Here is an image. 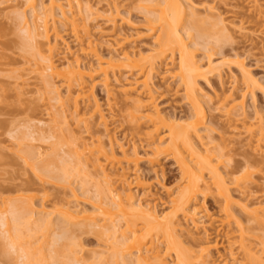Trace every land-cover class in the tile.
<instances>
[{"label":"bare ground","instance_id":"1","mask_svg":"<svg viewBox=\"0 0 264 264\" xmlns=\"http://www.w3.org/2000/svg\"><path fill=\"white\" fill-rule=\"evenodd\" d=\"M46 1L47 4L44 5L43 3L37 4L36 0H23L22 4L25 6V12L29 13L30 22H28L26 19L27 17H25V13L22 15L20 14L21 16L18 14L16 19L20 23L18 24L22 27L21 31L28 37L29 40H31L29 41L31 43V48L34 47L33 50H37L36 52H38L40 61L44 63L45 69H43L42 72L48 71L51 77L57 76V79L59 78V81H62L60 84L63 85L62 87H64L63 90L65 91L63 98H65L66 101H72L71 110H73L74 113H77L79 111V101H82L83 105H85L84 103H87L85 106L86 108L83 106L84 109H86L85 113L90 111L92 112V115H97L99 125L103 127L101 132L107 134V122H105L106 117L102 115L103 113H101V110H99V106L94 103L95 98L93 97L95 96H93V88L96 84H91L94 82L92 81V77L96 74V72L101 74L100 76H102V78H100L101 81H99L101 84L99 85L103 87L105 95L107 94V97H111V93L113 92L110 90L111 87L108 84L109 75L111 73L113 74L114 70L120 66L128 67L129 70H134V72L137 70L135 75L131 73L130 77L128 76L131 79L129 81L127 80L128 83L125 87H123L121 92V94L125 97V99H123L125 102H123V105L126 106L124 107L126 109L124 110L125 114L122 113V115H124L123 118L127 120V130L128 132L133 133L132 135L138 133L137 136H139L142 134L145 138V141L147 140L146 142L143 140L141 141L145 142L147 146L150 147L149 152L151 155H146L148 156L146 159L149 158L147 162L151 165V168L152 165L157 164V160L162 154L169 153L168 159H173L176 162V165L182 176V181H184L182 182L183 184L181 183L182 186L177 191L176 196L170 199L172 208L169 210V212H159L158 214V211L156 212V209L154 208L155 206L151 207V204L147 199V194L150 192V186H147L148 191H142L143 189H146V186L143 185V181H141L142 177H139L140 175H136L132 180H129V177H127L123 171L124 169L118 165V169L121 170V173L118 175V177L111 181L109 177L113 174V170L106 172L102 165L98 163L99 160L103 158L104 160H108L111 164V168H113L114 164H119V160H116L115 156H117V153L118 155L120 153L126 164L131 163L132 167L134 164V167L136 168L138 161L140 162L141 159L138 158V151L135 149V147H132L131 151L129 150L130 153L128 150H124L122 147H120V151L117 150L118 152L116 153L114 149L111 148L110 139H108V141L110 140L108 150L104 148L103 144L98 139L96 140V143L94 142L95 140H92L91 143L86 144L74 140L72 155L74 172L78 173L80 171V163H87V161H90L92 168L95 171L101 170L99 175H101V177L104 178L106 182L105 188L98 187V192L95 196V198H97L96 205H94L95 203H89L92 206L91 211L90 209L89 211L83 208V210L77 209V206L71 209V207L68 205H62V208H56L52 212L49 213L47 211L46 213V210H43L45 207L42 206L43 209L41 207V213L43 212L42 214H46L43 216L46 218H43L42 221L39 220L41 218L39 217L38 221L41 223V230L38 229L39 226L34 229L33 226L36 224L31 226V224L34 222V219H31L33 208L31 211H29V206L27 207L24 204L25 202H21L27 200L29 204V201H32V199L27 196H19L16 199L20 201L21 205H15L14 209L12 207L13 211H11L12 213L10 212L12 214H10L11 221L9 218H7V221L5 220L6 218H3L1 220L2 226H6L8 232H10L12 228L16 235L19 233V236L20 233L21 235H23L22 233L28 234V232H31L32 229L38 231L40 230L44 237L53 227L52 218L50 217H56V221H58L59 224L54 221L58 226L53 227V229L57 228L55 231L59 230V235L57 236V232H55L56 238H53L52 236V250L49 251L48 249L47 255H43V249H37V253L43 255L41 256L42 259L48 257L47 259H51L52 264L81 263L76 258V256L72 254L71 250H69L71 253L68 251L65 262L61 263L59 261L60 259H58L60 256H57L58 253H60V249L62 248V246L58 245L59 241H69L67 242L69 245H65L68 247L72 245L74 253V248H79L76 239L74 237H71L73 239L70 238V235H74L71 234L72 231L69 229L71 227L78 228L84 233H92L93 235H97L98 237H96L99 239L100 237H106L107 241H112L111 243H108V249L104 248L106 251L101 249L102 252H107L103 255L107 256V254L110 253L109 261H106L105 263L106 256L93 257V260H95L96 263L167 264L165 263V255L171 253L174 257L173 264H214L215 261L210 257V251H217V242L214 241L212 244L210 243L211 241L207 239L209 230H207L205 227L208 225L206 224V221L209 222L210 215L208 214L204 204H201L200 202L201 200L206 199L208 196H211L213 203L218 207V215L220 217L222 215V217L226 219L225 221H223L224 219L220 220L219 226H226L230 223L229 220L233 222L236 232L232 229L234 226L230 227L228 229L229 231L226 232H228L229 235L231 234L230 241L233 242L235 240L233 245L236 244L237 249L240 252L233 254V252L230 250V247L233 245H231V242L228 241L230 236L227 237L225 241L228 242V246L225 248L223 252L224 254H220V256L218 255L219 258L223 256L222 264H236L237 259L234 257L235 254L237 256L242 254V257L240 256V258L243 261L240 264H262L263 258H261L260 254H264V236L257 237L259 239H256V235L258 236V233H252L250 236L252 237L253 235V238L255 236V241H253V243L251 242L252 244L249 242L251 240L249 233L251 231L258 230L264 224V213H261L263 209L260 210L259 208H256L257 206L252 207L254 206L253 203L251 204V202L248 200L251 195L247 191V185L252 183H250L251 172H249V167L251 168L252 166H249L248 162L245 161L243 164L241 163V166L243 167L241 171L237 170L239 172H236V170H234L233 172L230 171L229 174L225 175L221 173L219 168L221 167L220 165L222 163V158L226 157V148L225 146H221L217 149L214 148L217 151H213L210 149L211 146H209L210 141H204V139L206 141L208 139V135L203 133L205 132L203 108L204 100H200V97L202 98V96H200L201 94L199 95L200 91L198 92V88L196 87V82L200 79L206 82L207 79L215 75L217 78H221L222 73L224 72L223 67L226 64L230 65L233 63L236 64L237 70L239 68L238 72L243 78H241L242 81L246 82L245 89H247L249 86L253 88L256 86L257 82L253 80L254 78L250 74H248V71L246 72V70H244L245 68L242 66V62L240 63L236 61L237 59L233 61H228L225 59L224 61H221L222 63L220 62L217 65L213 63V56L211 55L206 56L205 62L201 61V59H194L192 51L190 52L188 50L187 43H185L183 39L184 33L189 36L188 38L191 39L192 36L190 35V32L193 31L195 33L193 39L199 38L202 41L205 40V44L207 43L210 45V43H212L214 47L220 43L222 46L226 45L230 38L232 40V37H230L231 32H229V30L231 31V28H227V25H225L227 23L224 22L226 19L221 17L223 13L221 15L218 14L215 17H196V14L192 13L193 9L191 6L193 3L190 4L187 2L188 0H101L105 2V5H103L99 10H95L97 8L96 5V8H93V5L90 4L91 0ZM187 3H189L191 6H187ZM120 5L124 7L126 5L131 9L134 8L142 10L145 13L147 16L146 20L149 25L148 30L150 33H152V35H155L153 38L152 47L149 51H147V53L141 54L140 52H135L133 50L126 51L123 49L122 42H128L126 38L127 36L118 40L113 38L114 34L112 35L111 33L110 35L106 36L107 41L106 39H103L104 35L100 34L98 37H96V39H94L95 37L93 36V39L96 40V42L99 41L100 43L107 46L105 48H108V51L104 53L107 55V57L104 58L103 55L98 52V44L93 41L91 38L92 35H90L87 31L86 19L92 16L97 17L99 13L106 15L105 23L110 25L109 27L115 31L116 26L114 22L116 16L118 15ZM213 5L214 4H212V6ZM207 8L211 14H214L217 11L215 10L216 8H213V11L211 6ZM82 13H84L87 17L83 18L81 16ZM232 23L233 22L229 24L231 25ZM67 24L69 25L70 33L73 38L72 42L73 45H75L74 47H76L75 53L77 54H72L71 49L73 47L71 48V45L63 40L65 37L64 35L62 36V32L65 31L64 29ZM28 39L24 40L28 41ZM38 39L44 40L47 55H40V44ZM101 39L106 42H103ZM197 39L195 41H197ZM211 40L213 42H209ZM231 40L229 42H231ZM25 41H23V43H25ZM29 42H27V44ZM194 43H191L192 46L193 44L196 46V42ZM58 47L62 50L61 52H58ZM80 55L81 58L85 57L87 59L86 62H84L85 64L79 58ZM56 56H61L62 63L60 62L61 59L57 58ZM174 56H176L178 60L177 64L174 63V59H176ZM87 61L89 63H87ZM163 62H165V67L171 65L172 70L175 69V73L171 70V73L174 74L172 76L173 78H177L178 83L176 82V84L181 86L179 87L182 88L185 96L184 99L190 108V113L186 116V120L182 124H176L177 118L168 116L163 110L159 109V103L157 104V101L159 102V100L157 97H154L156 90L154 89L151 82L153 79V71L156 68V64ZM59 67H61V69ZM168 70V68H165L164 72L170 73ZM40 77H43V74ZM87 79L89 82L92 81L89 83V85H87ZM43 82V86H47V89L50 87L55 88L54 90L56 92L57 86L53 87L51 82L48 81ZM47 82L51 86L45 84ZM45 86L44 88H46ZM249 89L251 88L249 87L248 90ZM260 90L263 91L264 89ZM238 97L240 100H238ZM238 97H235L233 94H231V92L227 94L221 93L219 96H216V102L214 101L213 104H215L216 107L218 106L217 110L219 109L220 111H223L222 113L220 112L222 115L224 114L223 117H226L228 120L232 119L233 121V117H244L242 110V101L244 96ZM59 98H61L58 101L59 103L57 102L56 98V101H54V99L51 100L54 103L56 102L55 104H60L59 107L61 106L64 108L65 102L62 101L61 95ZM206 99L208 103H210L212 100L209 96L206 97ZM90 101H92V104H90ZM48 102H51L50 99ZM121 110L123 111V109ZM254 113L256 115L254 118L252 117L253 123L249 124L247 122V124L244 122L245 120H243V123L241 122L240 129L242 128V134L247 136V139L250 141V143H256L255 146H252V148L256 147L257 150V148L259 149L260 146L261 148L264 147V116L259 113V111L256 112V110ZM226 118L225 120H227ZM141 123L145 124L144 128L146 130H143V132L140 129ZM162 129H165L166 132L163 135L158 136L157 133ZM87 134L91 136L89 132H87ZM142 135L139 136V139L136 137L138 141L143 138ZM90 138L93 139L92 136ZM163 139L168 141L166 147L162 146L164 142ZM251 139L253 142H251ZM247 146L249 147V145ZM210 150L213 152H210ZM39 154L40 153H38V155ZM55 157L57 156L55 155ZM51 159L52 158H50V161H48L53 164L55 159ZM64 161L66 160L64 159ZM55 167V170L57 171H51V174L49 173L48 169H45L46 167L43 168L42 166L41 168L38 167V169H41V171L43 169V172H47L54 179L56 176V173L54 172L58 173L60 170L62 175L66 170L65 167H60L59 165L58 168L60 169H57L56 165ZM231 173H233V175H231L230 179L228 180L227 178H229ZM204 174L208 175V181L204 179ZM226 175H228V177ZM63 176L64 175H62V177ZM57 177L59 178V175ZM245 184L247 185L245 186ZM230 187H233V190H235L234 188H237L238 192L236 193L240 194H238L237 197L239 196L240 199L237 198V200L233 197ZM139 188H142L140 192H143L140 198L143 196L145 199L138 198L139 200L136 199L135 201V197L133 195L134 193H132V191L133 189L139 190ZM240 196H242V198ZM76 198L77 196L73 193V199L76 200ZM31 206L32 204H30V207ZM24 212L25 214H23ZM39 212L40 211H38V213ZM178 213L180 214L181 219H178L177 221L176 217H178ZM21 214L25 215L27 219L25 218V220L23 218L24 216ZM215 218L216 217H213V219ZM22 219L25 220V225H22ZM179 220H181L183 224H181V221ZM6 222L11 224L9 227L13 226L10 227V230ZM252 222H256L261 226H258V228L257 224L255 223V228L251 227L253 230L250 229L251 231L249 232L250 227H248V225H251ZM204 223L206 226L203 227ZM26 225H30L31 230L29 228L30 226ZM183 225L186 227H184V235L188 237L185 240V243H188V248L182 246L183 241H180L181 234H178V231L182 229L181 227H183ZM19 226L20 228L23 226V232H19V230L22 229H18ZM188 226H191V229L194 228L195 231H197V229H199L198 226H200L201 231L198 232L202 234L203 238L205 239H195L193 237L194 233L191 232V229L189 230ZM232 230L238 235L234 236L233 234L235 233H233ZM73 232L75 233V231ZM138 232L142 233L137 234ZM32 234L34 233H31V235L29 234V236H32ZM18 235L15 237L13 245L10 243L11 248L15 247V245L18 247V243L16 242L19 238ZM232 236L236 239L232 238ZM224 238L226 237L224 236ZM146 243H148L147 246ZM248 244H254L257 246L255 247L256 250H259L258 247L260 248V254H258L260 257L257 255L255 256L254 253H251L254 255L250 254L252 248ZM190 245L193 246L189 248ZM159 246H161L162 249L159 250ZM25 248L26 249L23 251L22 247L21 250L20 248L18 249L20 250V253L23 254L21 255L23 258L22 264H33V259L37 254L31 252L29 246ZM96 255L102 254L97 253ZM63 258H65L64 255Z\"/></svg>","mask_w":264,"mask_h":264},{"label":"rangeland","instance_id":"2","mask_svg":"<svg viewBox=\"0 0 264 264\" xmlns=\"http://www.w3.org/2000/svg\"><path fill=\"white\" fill-rule=\"evenodd\" d=\"M212 1L188 0L187 2H189L190 4L193 3V5H189V3H187L186 5L191 6L193 9L192 13H195L196 17L200 18H202L203 16L215 17L218 14L221 15L223 13L221 17H224L226 19V21L224 22L227 23L225 24L227 25V28H231V31L229 30V32H231L230 37H232V40L230 38L231 42H229V40L226 45L222 46L220 43L219 45H216L214 47L212 43H210V45L206 43V45L204 42L205 40L202 41L199 38H196L197 41H195L196 39H193L195 33L191 31V39L188 38L189 36H187L185 33V35L183 34V39L184 42L187 43L188 50L190 52L192 51L194 59H201V61L203 62H205L206 56H213L212 61L216 65L222 60L224 61L225 59L228 61L237 59L236 61L240 63L242 62V66L245 68L244 70H246V72H249L248 74H250L254 78L253 80L256 81L257 84L253 88L249 86L251 88L249 90V87L245 89L246 82L242 81L243 78L238 72L239 68L237 70V66L233 62V64H226L227 66L225 65L223 67L224 72L222 73L221 78H217L215 75L207 79L206 82L202 79L198 81L196 80V87L198 88L197 91H200L199 95L201 94L200 96H202V98L200 97V100L203 99L205 101H203L205 123V132L203 133L208 135V139L207 141L204 139V141H210L209 146H211L210 149L213 151H217L216 149L218 147L220 148L221 146H225V151L227 153L225 152L226 155H223H225L226 157L222 158V163L220 165L221 167L219 168L222 174H229L230 171L233 172L234 170H236V172L241 171L243 168L241 166V163L243 164V162L245 161L248 162L249 166H252L251 168L249 167V172H251L250 183H252L248 185L245 184V186L247 185L248 193H250L251 195L248 200L249 202H251V204L253 203L254 206L252 207L257 206L256 208H259L260 210L263 209L261 213H264V147H262V149L260 146L259 149L257 148V150L256 147L252 148V146H255L256 143H250V141L247 139V136L242 134V128L240 129V125L243 120H245V123H253L252 119L256 115L254 113L255 110L256 112L259 111V113L264 116V90H260L264 89V0H254L255 3L253 0ZM22 2L23 0H0V264H22L23 258L21 255L23 254L20 253V250L21 247L23 248V251L26 249L25 247L28 246L31 249V252L37 254L33 259V264H50L51 259H47V256V258L42 259L41 256H43L44 254L47 255L48 249L49 251L52 250L51 243L52 239L56 236L55 232H57V236L59 235V230L55 231L57 228L53 229V227L58 226L57 223L59 224V222L56 221V217L51 216L50 218H52L53 227L49 231V233L43 237V234L40 231L41 223L38 221L39 217H41L39 220L42 221L43 218H46L43 217L46 214H42L43 212L41 213V210L43 209L42 206L45 207L43 210H46V213L47 211L50 213L56 208L60 209L62 208V205H68L69 207H71V209L77 206V209H85L87 211H89L90 209L91 211L92 206L89 203H95L94 205H96L97 198H95V196L98 192V187H106L105 179L102 178L101 175H99L101 170L95 171L92 168V164L90 161H87V163H85L82 160L83 163H80L79 166L80 171L78 173L74 172L72 163L74 140L86 144L91 143L92 140H95L94 142L96 143V140L98 139L103 144L106 150H108L111 140V148L114 149L116 153L118 152L117 150H119L120 147H122L124 150H128V152L129 150L131 151L132 147H135V149L138 151V158L141 159L140 162L138 161L136 168L134 167V164V168L132 167L131 163L126 164L120 153L119 155L117 153V156H115V159L119 160V164H114L113 168H111L110 162L108 160H104L103 158L100 159L98 163L102 165L106 172L113 170V174L109 177L111 181L118 177V175L121 173V170L118 169V165H120V167L124 169L123 171L125 175L129 177V180H132L136 175H140L139 177H142L141 181H143V185L146 186V189L142 190V188L145 187H142L141 189L139 188V190L133 189L132 193H134V200L136 201V199L140 198L143 192L148 191L147 186H150V188L148 187L150 189L149 194L146 193L148 195L147 199L150 202L151 205H149L151 207L155 206L154 208L156 209V212L158 211V214L159 212H169V210L172 208L170 199L176 196V193L181 188L183 184L182 182L184 180L182 181V176L179 172L176 162L173 159H168L169 153L162 154L158 158L157 164L152 165V168L154 167L152 169L150 167L151 165L147 162L149 158L146 159V157H148L146 155H151L149 152L150 147H148L145 143L147 140L145 141V138L141 134L143 138L138 141L137 138L139 139V136L141 135L137 136L138 133L135 134L136 136L132 135L133 133L128 132L127 130L128 123L127 120L123 118L124 115H122V113L125 114L124 110L126 109L124 108L126 106L123 105V99H125V97L121 94V92L123 87H125L128 81L131 79L129 78L131 73L135 75V72L137 70L134 72V70H129L128 67L120 66L119 68L114 70L113 74L111 73L109 75L108 84L111 87V89L110 87L109 89L113 92L111 93V97H107V94L105 95L104 93L105 91L103 87L99 85L101 84V82H99L101 81L100 78H102V76H100L101 74L96 72V74L92 77V81L94 82H89V80L87 79V85H89V83L91 82V84H96L93 88V96H95L93 97L95 98L94 103L99 106V110H101V113H103L102 115L106 117V120H104L105 122H107V124H105L108 133H102L101 131L103 130V127L99 125L97 115H92V112L90 111H86L87 113H85L86 109H84V107L87 103H84L85 105H83V102L79 101L81 103H79L78 105L79 111L77 113H74V111L71 110L72 101H66L65 98H63L65 95V91L63 90V85L60 84L62 81L60 82V79H57V76H54L55 78L52 76V78L51 75H49L48 71L42 72V70L45 69L44 63L40 61L38 52H36L37 50H33L34 47L31 48V43L29 42L31 40H29L28 37L21 31L22 27L19 25L20 23L16 19V16H18V14L22 15L25 13L24 15H26L25 17H27L26 19L28 20V22H30L29 13L25 12V6H23ZM36 3H43L44 5H46L47 1L36 0ZM90 4L93 5L94 9L96 7L98 8H96L95 10H99L103 5H105V2L101 0H91ZM212 4L214 5L212 6ZM210 6L212 7V10L213 8H216V14H211L209 12L207 7ZM81 16L83 18L87 17L84 13H82ZM105 17L106 15L99 13L97 17L92 16L86 19V28L88 33L92 35V39L94 37V39H96V37H98V35L100 34L104 35L103 39H106V36L112 33V35L114 34L113 38L118 40L122 37L127 36L126 38L128 42H122L123 49L126 51L133 50L135 52L145 54L151 49L153 38L155 35H152V33L149 32V25L146 20L147 16L142 10L134 8L131 9L126 5L125 7L120 5L118 15L116 16L114 22L116 26L115 31H113L111 27H109L110 25H107L105 23ZM231 22H233V25L229 24ZM64 30L65 31L62 32V36L64 35L65 39L63 38V40L71 45V48L73 47L71 49V53L73 54L76 52V47H74L75 45H73V38L70 33L68 24L66 25ZM24 39H28V41H25ZM94 39L93 41L96 42V40ZM22 40L25 41V43H23ZM27 42L29 43L27 44ZM38 42L40 44V55H47L44 40L38 39ZM194 42H196V46L194 45ZM209 42L213 41L211 40ZM96 43L98 44V52L101 53L104 58L107 57V55L104 54L108 51V48H105L107 46L100 43L99 41ZM191 43H194L193 46ZM61 51L62 50L59 48L58 52ZM176 56L174 57L176 58ZM56 57L61 59L60 62L62 63L61 56ZM79 58L81 59V61H83V63L87 60L85 57L81 58V55ZM88 61L87 63H89ZM177 61V58L174 59L175 64H177ZM164 63L165 62L156 64V68L153 71V79L151 82L154 89L156 90L154 97H157L159 100V102L157 101V104L159 103V109L163 110L164 113L168 116L177 118L176 124H182L185 122L186 116L190 113V108L189 105H187L186 100L184 99L185 96L182 88H180L181 86L179 85V87L178 84H176L177 78H173L172 76L174 75L171 73L172 66L168 65L165 67ZM59 68L61 69V67ZM165 68L169 69V74L164 72ZM174 70L175 69H173L172 71L174 72ZM37 73H40L41 75L43 74V77H40V74L38 76ZM43 81L51 82L53 87L57 86L56 92L54 90L55 88H48L50 92L48 91L47 86L44 85L46 87L44 88ZM48 82L45 84H48ZM230 92L235 97L244 96L242 101V110L244 117H233V121L232 119H230V121L226 117H223L224 114H221L223 111H220L219 109L218 111V106L216 107L215 104H213L214 101L216 102V96H219L221 93L227 94ZM60 95L62 97V101L65 102L64 108H62L61 106L59 107L60 104H55L56 102H52L53 99L54 101H56L57 99L58 102L59 99H61L59 98ZM208 96L212 99L210 103L206 101L208 99H206V97ZM49 99L51 102H48ZM238 100H240V98ZM90 102V104H92V101ZM121 109H123L124 112ZM225 118L228 121L225 120ZM144 127L145 124L141 123L140 129L142 132L143 130H146ZM86 131L91 134L93 139L90 138L91 136H89ZM165 132V129L159 130L157 135L161 136ZM108 139L110 140L108 141ZM251 142H253V140ZM167 144L168 141L164 140L162 146L166 147ZM247 145H249V147ZM211 150L210 152H213ZM38 153L40 154L38 155ZM55 155L57 157H55ZM50 158L55 159L53 164L49 162ZM64 159L66 161H64ZM41 165L43 166V168L46 167L45 169H48L49 173L56 169L55 165L57 166V169H60L58 168V165L60 167H65V174L63 173L62 175L64 176L62 177V172H60V170L58 172L59 174L57 172H54L56 173V176L53 179L47 172H43V169L42 171L41 169H38V167H42ZM134 169H136L137 171ZM57 174L59 175V178L57 177ZM231 175H233V173L229 175V178H227L228 175H226L227 177L225 178L229 180ZM204 177V179L208 181V175L204 174ZM230 188L233 197L235 199L239 198V196L237 197L239 193H236L238 192L237 188H234L236 191L233 190V187ZM140 190H142L143 192L141 193ZM73 193L77 196L76 200L73 199ZM19 196H27L32 199V201L28 200L30 202L29 204L27 200L21 202H25L24 204L27 207L29 206V211H31L33 208L34 211L32 210L31 219L33 218L35 223L33 222L31 226L33 224H36L34 225L35 227L33 226V228L36 229L39 226L38 229H40L39 231L32 229L31 232H28L26 230L28 234L22 233L23 235H21L20 233L21 237L18 235L19 233L17 234L19 238H21H18L19 241L16 239L20 250H18L19 248L17 247V245L11 248L10 243L13 245L15 237L17 235L12 228L11 231L8 232L7 227L2 226L1 221L3 218H6V221L8 220L7 218H9V220L11 219L10 214L12 213L11 211H13L12 207L14 209L15 205H21L20 201L16 199ZM240 197L242 198V196ZM140 199L145 198L142 196V198ZM200 202L201 204H204L208 214L210 215L209 222L206 221V224L208 225L207 227H205L207 230H209L207 239L211 241L210 243L212 244L214 243V241L217 242L218 249L217 251L211 250L210 257L215 261L214 264H222L223 256L220 257L221 259L219 258V256L220 254H224L223 252L228 246V242L225 240L231 235H229V233L226 231H229L228 229L230 227H233L234 224L229 220L230 223L227 224L229 226H219L220 220L224 219L223 221H225L226 219L222 217V215V218L218 215V207L213 203V199L211 196H208L206 199L201 200ZM30 204H32L31 207ZM38 211L40 212L38 213ZM23 214H25V212ZM23 214H21L22 216H24L23 218L27 219V217H25V215ZM213 217L216 218L213 219ZM24 219H22L21 221L22 225H25L26 219ZM178 219H181L180 214L178 215V217H176L177 221ZM54 221L57 223L55 224ZM180 223L183 224L182 221ZM255 223L252 222L251 225H248V227H250L249 232L251 231L250 229L255 228V225L257 224ZM206 224L204 223L203 227L206 226ZM7 225L9 227V225L11 224L7 223ZM31 226L29 227L30 230ZM200 226H198L199 229H197V231H195L194 228L191 229V226H188V228L189 230L191 229L192 233H194L193 237L195 239L201 240L205 238H203L202 234L198 232L201 231ZM258 226L260 227L261 225L257 224V227ZM263 226L260 227L261 230L258 227V230L251 231L250 233L248 232L249 236L252 233H258V236L256 235V239H259L257 237L264 236ZM184 227V225L183 227H181L182 229L178 231V234L182 235V237L180 235V241H183L182 246L188 248V243H185V240L188 237L184 235ZM21 228L19 226L18 229H21L19 230V232H23V226H21ZM69 229H71L72 231L71 234H74L73 236L70 235V238L74 237L76 239L79 248H74V253L72 245L69 247L67 246L69 245V243H67L69 241H59L58 245L66 249H60V253H58L57 255L60 256L58 258L60 259L59 261L61 263L65 262L66 255L68 251L71 250L72 254L75 255L76 258L81 262L80 264H101V262L96 263V261L93 260V257L106 256L103 254L107 253H104L106 251L105 249L109 248L108 243H111L112 241H107L106 237H100V240L99 238H97V235L81 232L78 228L71 227ZM232 229L235 231V226ZM73 231H75V233ZM31 233L34 234H32V236H29V234L31 235ZM141 233L142 232H138L137 234ZM225 233H228L227 236ZM233 235L237 236L238 234L235 233ZM224 236L226 238H224ZM232 238L235 237L232 236ZM252 238L253 235L250 238L252 241L248 240L250 244L255 241V236L253 239ZM230 240L231 236L228 241L231 242ZM234 241L231 242V245L234 244ZM148 243H146V246ZM250 244H248L252 248L250 254L254 253L255 256H259L258 254H260V248L258 247L259 250H256L255 247L257 246H255L254 244ZM191 246L193 245H190L189 248H191ZM38 248L43 249V255L37 253ZM101 249L105 251L102 252ZM160 249H162L161 246H159V250ZM230 250L233 252V254L239 252L236 244L231 246ZM71 252L69 251V253ZM97 253H100L102 255H96ZM63 255L65 256V258H63ZM109 255L110 253L105 257V263L106 261H109ZM240 256H237L236 254L234 255V257L237 259L236 264H240L243 261L241 260ZM260 256L261 258H263V264L264 254H260ZM165 258V263L173 264V254H166Z\"/></svg>","mask_w":264,"mask_h":264}]
</instances>
